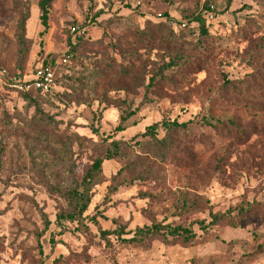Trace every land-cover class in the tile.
Listing matches in <instances>:
<instances>
[{
	"label": "rangeland",
	"instance_id": "1",
	"mask_svg": "<svg viewBox=\"0 0 264 264\" xmlns=\"http://www.w3.org/2000/svg\"><path fill=\"white\" fill-rule=\"evenodd\" d=\"M39 2L0 0V264H264V0H53L46 26ZM44 61L28 100L13 80ZM152 223L195 239L128 242Z\"/></svg>",
	"mask_w": 264,
	"mask_h": 264
},
{
	"label": "trees",
	"instance_id": "2",
	"mask_svg": "<svg viewBox=\"0 0 264 264\" xmlns=\"http://www.w3.org/2000/svg\"><path fill=\"white\" fill-rule=\"evenodd\" d=\"M51 1L53 0H40L38 4L40 10V19L43 26H46L47 7ZM195 21L200 22L201 24L204 23V20L200 16L197 17ZM43 64H50V61H44ZM45 94L46 93H41L39 91H30L28 93H22V96H24L26 99L28 98V100H32V98L36 99ZM130 115L131 114L122 117L120 122L123 123L127 118L130 117ZM187 125V123L178 124L176 122H163L148 127L147 133H150L155 139V134L159 126L164 132L177 133L179 130L185 129ZM165 140L166 138H163L159 141V143H163ZM113 158H115V156L110 154L106 155L104 160L109 161ZM101 163V160L94 161L84 173L81 181L79 183H74L73 188L66 192L63 199L67 202V206L65 210H62L56 215V227L61 228L63 223H77L82 220V217L90 204L92 190L99 180ZM239 215L244 219L253 216V213L250 212V209H240ZM222 218L223 215H210V222L207 225H205L203 222H200L199 225H201L202 228L217 226L222 222ZM194 239L195 234L189 228L175 225L173 226L170 224L152 223L150 226L135 229L133 236L128 240V242L142 243L143 241L150 242L158 240L165 242L166 240H172L171 242H173V244L186 246Z\"/></svg>",
	"mask_w": 264,
	"mask_h": 264
},
{
	"label": "built area",
	"instance_id": "3",
	"mask_svg": "<svg viewBox=\"0 0 264 264\" xmlns=\"http://www.w3.org/2000/svg\"><path fill=\"white\" fill-rule=\"evenodd\" d=\"M6 71H0V75L4 76ZM54 80V72L51 65H44L43 63L34 68L28 76H23L21 79L13 80V88L21 93H28L30 91H39L47 93L52 88Z\"/></svg>",
	"mask_w": 264,
	"mask_h": 264
}]
</instances>
